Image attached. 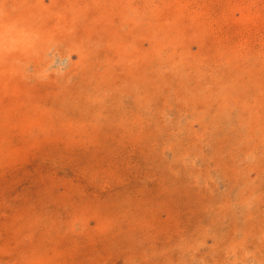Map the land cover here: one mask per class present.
Segmentation results:
<instances>
[{
    "label": "rangeland",
    "instance_id": "obj_1",
    "mask_svg": "<svg viewBox=\"0 0 264 264\" xmlns=\"http://www.w3.org/2000/svg\"><path fill=\"white\" fill-rule=\"evenodd\" d=\"M0 264H264V0H0Z\"/></svg>",
    "mask_w": 264,
    "mask_h": 264
},
{
    "label": "bare ground",
    "instance_id": "obj_2",
    "mask_svg": "<svg viewBox=\"0 0 264 264\" xmlns=\"http://www.w3.org/2000/svg\"><path fill=\"white\" fill-rule=\"evenodd\" d=\"M231 221H232V220H231ZM224 224H225V223H224ZM229 227H230V225H229ZM231 230H233V229L231 228ZM231 230H230V231H231ZM225 231H226V229H225ZM229 233H230V232H229ZM227 235L229 236L230 234H227Z\"/></svg>",
    "mask_w": 264,
    "mask_h": 264
}]
</instances>
